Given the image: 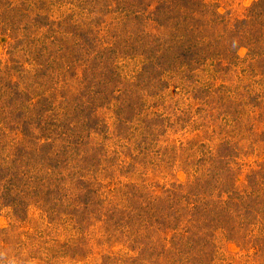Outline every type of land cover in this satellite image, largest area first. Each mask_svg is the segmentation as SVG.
<instances>
[{
    "label": "rangeland",
    "instance_id": "374dc122",
    "mask_svg": "<svg viewBox=\"0 0 264 264\" xmlns=\"http://www.w3.org/2000/svg\"><path fill=\"white\" fill-rule=\"evenodd\" d=\"M260 1L0 0V264H264Z\"/></svg>",
    "mask_w": 264,
    "mask_h": 264
},
{
    "label": "trees",
    "instance_id": "16d2710c",
    "mask_svg": "<svg viewBox=\"0 0 264 264\" xmlns=\"http://www.w3.org/2000/svg\"><path fill=\"white\" fill-rule=\"evenodd\" d=\"M180 1H182V2H180ZM180 1L175 0V2H171V3L167 4L165 7L163 5H160V7H158V9L160 10V11H157L158 15L155 16L156 18L154 20H151L152 26L154 29H156V28L157 29L158 28H170L171 26H174L173 29H178V28L182 27V21H183V22H187L189 24L187 26V29H189L188 31H190V30L194 31V28H193L194 27V24H193L194 20L190 21L189 18L192 17V13L195 10H189V9L192 8L193 4L199 5L200 2H192V0H180ZM185 2H187V3L190 2L189 6L187 5L188 7L181 5ZM258 4L264 5V0H261L260 2H258ZM175 5H178V6H175ZM175 12H176V14H175ZM215 13H214V15L216 16V18L213 21L214 22H215V20L222 21V18L219 19V17H221V16L218 13H216V14ZM158 19L163 20L164 23L163 24L158 23V21H159ZM195 23H196L197 29H200L203 25L206 24V22L202 21V19H198ZM210 24H211V22H210ZM209 27H211V26L208 23L207 28L209 29ZM233 32H235V33H232V38H233L232 42H237L239 44L238 46H240V44H245V42H244V39L246 38L245 32H243V33H240L239 31H238V33L236 31H233ZM253 35L256 37V39L257 38L262 39L264 33H263V30L259 29L258 34H253ZM246 39H248L250 41L249 37Z\"/></svg>",
    "mask_w": 264,
    "mask_h": 264
}]
</instances>
